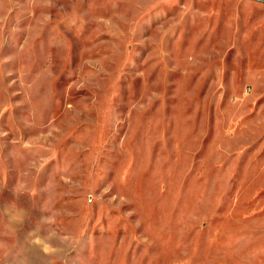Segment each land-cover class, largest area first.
Masks as SVG:
<instances>
[{"label": "rangeland", "instance_id": "374dc122", "mask_svg": "<svg viewBox=\"0 0 264 264\" xmlns=\"http://www.w3.org/2000/svg\"><path fill=\"white\" fill-rule=\"evenodd\" d=\"M0 264H264V0H0Z\"/></svg>", "mask_w": 264, "mask_h": 264}]
</instances>
